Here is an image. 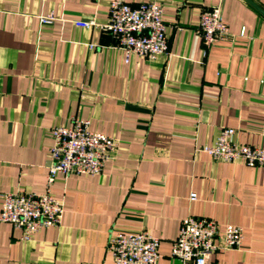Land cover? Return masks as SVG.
I'll return each instance as SVG.
<instances>
[{"label":"crops","instance_id":"obj_1","mask_svg":"<svg viewBox=\"0 0 264 264\" xmlns=\"http://www.w3.org/2000/svg\"><path fill=\"white\" fill-rule=\"evenodd\" d=\"M110 1L0 0V194L46 189L52 128L74 117L116 141L100 173L56 176L59 225L21 239L0 221V264H115L112 230H146L160 240L157 264H180L171 247L188 215L216 221L215 243L227 224L243 230L210 264H264V165L199 150L222 127L264 148V16L245 0H155L168 49L126 61L101 27ZM213 7L229 37L206 47L197 27Z\"/></svg>","mask_w":264,"mask_h":264},{"label":"built area","instance_id":"obj_2","mask_svg":"<svg viewBox=\"0 0 264 264\" xmlns=\"http://www.w3.org/2000/svg\"><path fill=\"white\" fill-rule=\"evenodd\" d=\"M51 15L42 17L50 22ZM80 28L96 24L93 18L74 22ZM108 31L123 51L125 60L130 54L154 57L168 49L163 6L155 0L142 1L132 6L122 0H111L108 21L101 26ZM244 31H241L243 34ZM197 33L206 47L229 37L228 24L222 19L218 7L204 9L200 14ZM235 130L222 127L212 145L199 150L215 160H242L250 166L264 165V148L234 141ZM53 144L49 152L46 189L43 192H3L0 194V221L20 229L21 239L43 227L59 225L63 202L55 197L50 186L58 174L96 175L116 149V141L109 135L89 129L88 120L74 117L70 125L52 128ZM190 194V199L195 198ZM218 224L207 217L188 215L181 220L178 235L172 243L171 255L180 264H210L208 259L218 248L234 249L243 240L240 226L227 224L215 243ZM160 240L146 230L110 232L106 250L115 264H157Z\"/></svg>","mask_w":264,"mask_h":264},{"label":"water","instance_id":"obj_3","mask_svg":"<svg viewBox=\"0 0 264 264\" xmlns=\"http://www.w3.org/2000/svg\"><path fill=\"white\" fill-rule=\"evenodd\" d=\"M247 1L250 5H252L260 14H262L264 16V11L258 6L256 5L252 0H245Z\"/></svg>","mask_w":264,"mask_h":264}]
</instances>
